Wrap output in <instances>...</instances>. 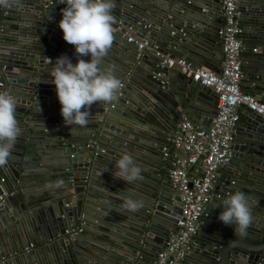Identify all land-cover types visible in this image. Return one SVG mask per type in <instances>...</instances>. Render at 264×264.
<instances>
[{"label":"water","instance_id":"water-1","mask_svg":"<svg viewBox=\"0 0 264 264\" xmlns=\"http://www.w3.org/2000/svg\"><path fill=\"white\" fill-rule=\"evenodd\" d=\"M189 5L196 6L186 0H115L113 26L130 27L135 36L157 44L154 39L159 40L169 46L165 51H174L170 55H183L194 67L209 65L205 49L191 47L190 38L197 31L219 47L221 14ZM64 6L60 0H19L0 7V91L15 97L22 128L8 164L0 168V177L6 179L0 182V194L5 193L0 200V264H150L179 213L163 172L168 167L162 141L180 115L206 129L217 95L180 73L178 81L166 80L164 85L152 79L147 68L140 74L147 59L157 58L152 53L138 56L134 45L114 32L102 67L121 81L117 99L93 104L87 127L66 125L50 76L58 57L77 61L74 46L58 27ZM238 11L244 74L240 89L264 102V0H238ZM129 67L132 75L125 78ZM202 95L208 96L206 110L197 115L192 105ZM147 127L155 135L137 147L139 132ZM231 150L230 160L219 168L195 245L181 264H264V119L249 109L242 111ZM125 153L142 169V180L128 183L115 176L116 161ZM48 156L54 161L42 163ZM52 167L56 175L50 181L63 182L57 192L40 177L45 171L51 176ZM35 184L51 191L54 204L27 197L28 186ZM237 190L248 197L252 215L244 234L218 219L223 210L219 205ZM129 195L143 202L139 211L123 207ZM77 227L80 231L70 234Z\"/></svg>","mask_w":264,"mask_h":264},{"label":"built area","instance_id":"built-area-1","mask_svg":"<svg viewBox=\"0 0 264 264\" xmlns=\"http://www.w3.org/2000/svg\"><path fill=\"white\" fill-rule=\"evenodd\" d=\"M219 1L221 25L217 36L221 61L217 71L203 66L194 67L186 59L162 51L157 43L132 35L130 27L113 26L114 32L134 45L138 56L152 53L157 58L151 78L161 85L166 83L165 69L175 68L184 77L212 89L217 95L216 111L206 129L182 117L175 123L172 133L166 138V145L162 147V156L168 159L169 194L172 199L178 200L179 213L174 230L150 264L182 263L187 251L195 245L194 237L201 218L207 216L205 207L212 198L211 190L219 168L231 158V145L241 110L249 109L264 119V102L240 89L244 74L239 59L242 44L238 0ZM179 31L181 36L184 35L181 29ZM173 34L174 31H170V35ZM3 180L4 177H0V182ZM79 231L77 227L70 234ZM65 233L69 232L65 230Z\"/></svg>","mask_w":264,"mask_h":264},{"label":"clouds","instance_id":"clouds-1","mask_svg":"<svg viewBox=\"0 0 264 264\" xmlns=\"http://www.w3.org/2000/svg\"><path fill=\"white\" fill-rule=\"evenodd\" d=\"M19 0H0V7H11ZM65 4L58 27L63 39L74 46L77 61L73 64L67 56L55 60L50 70L60 103V114L66 125L87 127L90 107L95 103H110L117 99L121 81L111 69L102 67L103 59L114 42L115 0H61ZM90 56L85 61L80 57ZM50 60V59H49ZM52 61V60H50ZM17 101L7 90L0 91V167L8 164L12 151L22 135L17 119ZM142 169L132 155L125 153L116 161L115 176L128 183L142 180ZM62 181L55 186H62ZM217 205H215L216 207ZM218 219L225 226H232L240 234L246 233L252 222L248 197L242 191L229 193L223 201ZM123 207L137 212L143 202L126 197Z\"/></svg>","mask_w":264,"mask_h":264},{"label":"crops","instance_id":"crops-1","mask_svg":"<svg viewBox=\"0 0 264 264\" xmlns=\"http://www.w3.org/2000/svg\"><path fill=\"white\" fill-rule=\"evenodd\" d=\"M190 3L196 5V6H191V5L188 6V7H191V9H193L195 11L205 12L206 10L204 11L202 8H205V9H207L209 11H212L213 10L214 11V14H218V12L220 11V1L217 2V3L216 2L215 3H212V2H209V1H205V0H190ZM197 4H199V5H197ZM210 4H213L214 6L211 7ZM200 6H203V7H200ZM192 15H196V13H192ZM184 30H186V29H184ZM187 31L188 30H186V32ZM130 33L132 35H134L133 32H130ZM195 35H191L190 41L193 44V45H191V47L200 46V47L204 48L205 51H206V54L208 56V60L210 62V63L208 62L209 65H200V66H203V67H206V68H209V69H212V70H214L215 68H218V66L220 64V61H221V53H220V47H218L216 45V41L210 40L208 37L202 35L200 32L197 33V31L195 32ZM154 41L158 42L159 48L162 49V51L164 50V52H170V53H173L174 52V51H165V50H169L168 49L169 48L168 45H163V43H161L159 40H155L154 39ZM173 54H175V53H173ZM174 56H178V57H182V58L186 59L183 55H174ZM131 68L132 67H129V70H130L129 71V74L128 75L126 74L125 75V78H129V76L132 75ZM145 68H147V70H149V72L148 71L146 72L145 71ZM154 69H155V62L152 61L151 59H147V62L144 63L142 65V67H140V69L138 70V72H140V74H142V75H145L143 73L146 72V73H148L151 76V74L154 71ZM120 76L121 75L119 74V78H121ZM164 76H165L166 80L169 82V84L171 82L178 81L182 77V76H180L179 72L175 68H170L168 70H165L164 71ZM207 100H208V96L207 95H202L200 97V99L197 102H195L194 105H192L193 106L192 107L193 112L196 113L197 115L204 113V110H206V104L205 103H206ZM242 111H244V109L241 110V112ZM182 117H186V116L180 115L179 116V120ZM164 124L166 125V123H164ZM149 125L150 124L147 123L144 126H149ZM151 128H156V127H155V125H151ZM158 128H162V126L161 125H158ZM173 129H174V126H173ZM173 129H172V131H173ZM139 133H140L139 139L135 143H136L137 147H140V148H142L141 145H143V141L146 138H148V135H155V133H153V131L150 128H148V127L147 128H144ZM166 138L162 141V145H166L165 144ZM162 159L164 160V166L165 167L166 166L168 167V159L165 158V157H163V156H162ZM53 161H54V158L48 156V157H43L42 163L53 162ZM41 170H43V168ZM51 170H53V173H52L51 176H50V173L49 172H46L45 171L44 174H43V172H42V174H40V177L45 178V180H43V181H45V182L47 181L46 183L52 184L53 185L52 189L55 188L54 192H57V187L55 186L56 181H54L53 179H51V181H50V178L51 177H54L56 175L55 174V169L52 167ZM163 172L164 173H167V170L164 168L163 169ZM226 173H228V172H226ZM218 175H219V172H218ZM5 181H6V179H5ZM34 182L35 181L33 180L31 183H34ZM34 186H35V188H34ZM36 186H37L36 184L35 185H29L28 186V191L29 192H27V197H29L30 199H34L35 201L40 200L43 203L51 202L52 204H54V198L51 197L52 196L51 195V191H46L47 190L46 186H43L44 187L43 189L36 188ZM167 186L169 187L168 182H167ZM2 193H4V192H2ZM3 196L4 195L2 194V197ZM67 198H69V197H67ZM14 207L17 208V209H20L19 203H17V204L15 203L14 204ZM15 208L12 209V212L13 213L15 212ZM202 219H204V217L201 218V221H202ZM201 221H200V223H201ZM31 243H32V247H33L34 244H35L34 241L32 240Z\"/></svg>","mask_w":264,"mask_h":264}]
</instances>
